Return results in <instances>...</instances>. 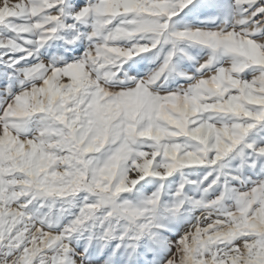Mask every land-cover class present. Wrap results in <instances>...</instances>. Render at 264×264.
Here are the masks:
<instances>
[{
	"label": "snow or ice",
	"instance_id": "snow-or-ice-1",
	"mask_svg": "<svg viewBox=\"0 0 264 264\" xmlns=\"http://www.w3.org/2000/svg\"><path fill=\"white\" fill-rule=\"evenodd\" d=\"M0 264H264V0H0Z\"/></svg>",
	"mask_w": 264,
	"mask_h": 264
}]
</instances>
